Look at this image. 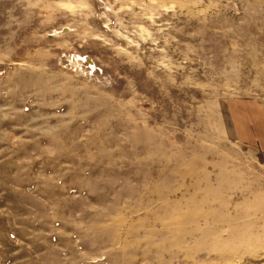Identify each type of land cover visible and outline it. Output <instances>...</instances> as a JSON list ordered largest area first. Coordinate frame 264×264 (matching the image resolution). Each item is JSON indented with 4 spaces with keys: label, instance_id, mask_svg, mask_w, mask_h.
Wrapping results in <instances>:
<instances>
[{
    "label": "rangeland",
    "instance_id": "obj_1",
    "mask_svg": "<svg viewBox=\"0 0 264 264\" xmlns=\"http://www.w3.org/2000/svg\"><path fill=\"white\" fill-rule=\"evenodd\" d=\"M237 100L264 0H0V264H264Z\"/></svg>",
    "mask_w": 264,
    "mask_h": 264
},
{
    "label": "crops",
    "instance_id": "obj_2",
    "mask_svg": "<svg viewBox=\"0 0 264 264\" xmlns=\"http://www.w3.org/2000/svg\"><path fill=\"white\" fill-rule=\"evenodd\" d=\"M231 114L233 115L234 122L238 128L240 137L249 142L250 144H257L260 149L264 152V131L262 126L260 128L255 127V135L251 132L247 133V128L252 125L250 114L261 115L257 107L252 102L242 101H231L228 106ZM246 134V135H245ZM242 135V136H241ZM257 137V141H256ZM256 141V142H255ZM258 146V147H259Z\"/></svg>",
    "mask_w": 264,
    "mask_h": 264
}]
</instances>
